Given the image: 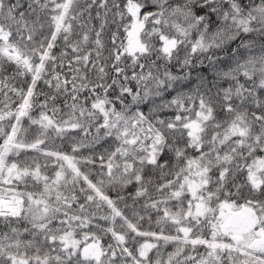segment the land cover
<instances>
[{
  "label": "snow or ice",
  "instance_id": "6c2138e0",
  "mask_svg": "<svg viewBox=\"0 0 264 264\" xmlns=\"http://www.w3.org/2000/svg\"><path fill=\"white\" fill-rule=\"evenodd\" d=\"M0 264H264V0H0Z\"/></svg>",
  "mask_w": 264,
  "mask_h": 264
}]
</instances>
